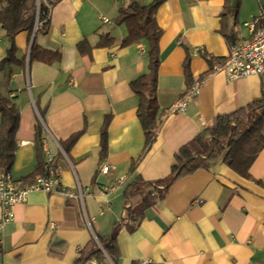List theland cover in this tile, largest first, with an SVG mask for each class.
Returning a JSON list of instances; mask_svg holds the SVG:
<instances>
[{"label": "crops", "instance_id": "0c3cea01", "mask_svg": "<svg viewBox=\"0 0 264 264\" xmlns=\"http://www.w3.org/2000/svg\"><path fill=\"white\" fill-rule=\"evenodd\" d=\"M134 1L147 5L153 0ZM128 3L58 0L49 10L47 31L36 28L33 38L39 47L61 53L60 61L53 64L27 63L31 35L15 36L16 60L0 69V92L13 101L20 115L9 170L23 180L35 169L34 126L42 121L44 159L52 157L61 183L73 192L80 190L82 198L32 191L13 206L12 220L1 222L0 210V264H74L97 244V236L107 237L116 222H122L117 264H135L143 258L155 264H264V146L249 167L250 179L219 160L177 179L159 202L143 211L132 231L125 226L127 186L138 177L145 182L165 178L179 147L214 117L260 99L264 85V71L229 79L223 71L210 69L229 51L220 33L224 0H163L155 14L161 29L157 130L151 149L138 159L145 136L136 115L138 97L129 83L148 72V42L119 46L127 29L114 20ZM4 5L5 0H0V8ZM263 7L264 0H240L233 27L237 41L249 36L244 22ZM102 35L113 43L95 47ZM84 39L94 46L90 55L77 51L76 45ZM9 46L0 26V61ZM187 56L189 79L184 70ZM193 82H199L200 89L185 111H169ZM35 101L44 109V119ZM105 120L108 155L101 163L109 165L108 174L99 170ZM81 129L66 155L60 142Z\"/></svg>", "mask_w": 264, "mask_h": 264}, {"label": "trees", "instance_id": "16d2710c", "mask_svg": "<svg viewBox=\"0 0 264 264\" xmlns=\"http://www.w3.org/2000/svg\"><path fill=\"white\" fill-rule=\"evenodd\" d=\"M58 0H39L37 30L47 31L49 10ZM163 0H153L147 5H140L134 0H129L125 7L118 10L114 22L117 25L124 24L127 34L119 43L120 47H126L142 39L148 42L147 58L148 72L131 80V90L138 97L136 115L140 121L145 144L138 159L151 149L156 136L157 123V72L159 66V38L161 29L157 25L155 14ZM240 0H224L221 12L220 33L224 36L229 46L237 40L235 38L234 25L238 17ZM36 19V0H5V5L0 8V26L4 29L9 48L6 56L0 61V69L5 63L16 60L17 46L15 36L20 32L27 33L30 37ZM113 43L108 35L100 36L95 47H104ZM80 55H90L92 48L86 39L77 45ZM61 53L58 50L51 51L39 47L33 40L29 63L40 61L46 64L59 62ZM186 78H190L189 57L184 61ZM191 85V84H190ZM41 119H44V109L40 108L35 101ZM20 115L13 101L0 92V168L9 170L12 166L17 143L15 134L19 125ZM108 120H105L99 139V164L108 155ZM264 85L260 99L254 100L230 113L214 117L212 121L192 139L184 143L174 153L175 162L171 165L169 174L154 182H145L136 178L124 191L125 207L123 222L128 230L132 231L137 221L142 217L143 211L159 202L165 195L170 184L177 179L195 172L199 168H208L219 160L236 174L250 179L249 167L257 154L264 146ZM45 133L42 121H37L34 126L33 143L36 149L37 164L35 169L24 177V182H32L37 176L44 175L45 159L43 149V134ZM83 133V129L73 133L60 145L66 155L77 139ZM54 166V160H52ZM135 162H131L134 168ZM97 173L93 175L91 182L94 183ZM122 222L114 223L107 237L97 236L104 252L93 244L91 250L80 256L74 264H86L95 260L97 264H110L107 256L113 264L118 263L121 256L118 247V234ZM139 264V263H135Z\"/></svg>", "mask_w": 264, "mask_h": 264}, {"label": "built area", "instance_id": "2783aa9c", "mask_svg": "<svg viewBox=\"0 0 264 264\" xmlns=\"http://www.w3.org/2000/svg\"><path fill=\"white\" fill-rule=\"evenodd\" d=\"M48 2L49 0H44ZM105 22L109 20L101 17ZM249 31V36L236 41L229 46V51L220 62L212 63V72L223 71L227 78H237L251 74H260L264 71V7L249 21L244 22ZM206 59L209 56L202 48L198 49ZM200 89L199 82H193L182 97L175 101L169 111L184 112L187 102L194 98ZM264 135V126L262 129ZM46 173L37 176L32 182H24L13 177L10 170L0 168V210L1 222L13 219L12 208L17 203H22L32 191H44L47 193H58L69 199L82 198L81 191L73 192L68 190L60 180L59 171L52 163V157L47 155L45 159ZM100 172L108 174L110 167L107 163H101ZM102 194L108 192L101 190ZM139 264H155L150 258H143Z\"/></svg>", "mask_w": 264, "mask_h": 264}, {"label": "water", "instance_id": "95a60500", "mask_svg": "<svg viewBox=\"0 0 264 264\" xmlns=\"http://www.w3.org/2000/svg\"><path fill=\"white\" fill-rule=\"evenodd\" d=\"M38 7H39V0H36V19H35V24H34V28L32 30V33H31V37H30V41H29V45H28V49H27V55H26V61L28 63L29 61V53H30V48H31V45H32V42H33V38H34V34H35V31H36V28H37V19H38ZM96 242H97V245H98V248L104 252V249L102 247V245L100 244V242L96 239ZM108 260H109V263L110 264H113L109 257L107 256ZM86 264H96L94 263L93 261H89L87 262Z\"/></svg>", "mask_w": 264, "mask_h": 264}]
</instances>
